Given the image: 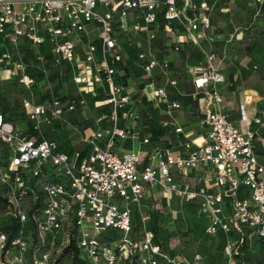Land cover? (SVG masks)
Wrapping results in <instances>:
<instances>
[{"label":"built area","instance_id":"1","mask_svg":"<svg viewBox=\"0 0 264 264\" xmlns=\"http://www.w3.org/2000/svg\"><path fill=\"white\" fill-rule=\"evenodd\" d=\"M262 3L248 0V5L256 7L257 18L264 20ZM160 17L168 30L181 29L167 53H179L190 41L203 54V61L189 68L195 127L200 130L196 133L193 127L179 124L171 110L183 104L172 97L168 86H155L150 80L143 93L168 102V119L161 125L178 135L174 140L152 142L135 127L139 114L118 40L123 34L130 39L133 31L151 32ZM210 27L209 14L195 0H0V79L8 74L29 89L34 78L26 72V63L11 61V53L2 48L5 42L38 46L46 42L53 58L71 64L74 86L94 96L103 94L104 98L94 99V105L108 107V112L94 119L96 127L85 139L89 150L82 154L63 151L50 138L22 131L5 119L0 103V143L8 150L0 158L4 161L0 162V186L6 187L0 191V207L8 209L24 228L27 209L23 206L36 199L31 178L44 195L40 211L32 215L35 241L26 229L9 238L0 228V264H51L53 251L69 244L73 228L77 247L92 264H181L154 241V232L146 227L147 214H141L142 229L133 228L132 209L140 211L146 193L156 188L185 200L197 198L199 212L208 219L205 231L223 235V250L230 258L244 242H264V163L255 152L258 131L250 127L244 104L240 109L245 128L223 109L219 86L226 77L215 64L217 52L202 46ZM137 55L145 59L148 79L157 65L166 67L171 61L169 56L159 63L154 56ZM176 83L169 80L171 86ZM22 96L25 112L36 127L49 111L59 114L62 110L58 100L35 102ZM253 123L264 126V108L256 112ZM121 139H139L149 147L143 152L119 150ZM197 139L202 144L197 145ZM107 229L117 230L118 239H102ZM192 258L189 264H201L199 252Z\"/></svg>","mask_w":264,"mask_h":264},{"label":"rangeland","instance_id":"2","mask_svg":"<svg viewBox=\"0 0 264 264\" xmlns=\"http://www.w3.org/2000/svg\"><path fill=\"white\" fill-rule=\"evenodd\" d=\"M195 1L202 12L209 14L214 34H220L221 40L214 42V49H224L234 58V64L231 66L226 62H221L228 80H231L234 75L232 69L236 65H240L242 59L246 58L245 55L251 57L250 63L257 64L256 70L263 71L264 21L257 18L256 7L252 9L247 7L248 0ZM262 5L264 6V3ZM151 33L154 35L153 37L150 36ZM174 38L173 30H168L162 21L154 26L151 32L133 31L130 40L126 34L120 37L126 47V61L130 62V76L136 81V84H130L129 90L132 92L136 89L134 99L140 90H137V87L143 88L145 83L150 80L155 86L166 85L170 89L172 97L183 104L181 108L171 110L172 114H184L191 118V116H196V113L192 109L185 108V104L190 101L187 94L189 91L187 87L191 84L189 68L191 65L203 61V54L199 47L190 42L188 45L185 44L184 49L166 67L157 65L150 72L152 79H148V74L143 68L145 59L130 58L127 54L129 50L133 49L148 56L153 55L161 63V58L165 53L164 49L169 47ZM5 45L2 50L6 49L11 53V61L21 60L27 63L26 72L34 78L33 85L28 89L16 82L15 78L9 77L8 74H1L0 102L7 120L13 122L24 132H30L35 136L42 134L44 137L51 138L63 151L73 153L76 148H81L80 146L76 147L72 141H79L80 145L84 146L87 133L95 126L94 119L105 113L104 108L106 107L94 105V99L99 97L80 92L73 85L71 79L73 73L71 64L66 60L53 58L47 46L13 42H5ZM175 54L174 51H171L170 56L173 57ZM170 79L177 81L175 86L169 84ZM148 89L150 90L151 86ZM22 92H32L36 100L39 101L47 99L52 103L58 100L62 110L59 114L49 111L41 118L40 127H36L35 122L30 120L25 112L20 96ZM139 94L143 113L140 115V111L136 109L138 106L135 104V111L139 114V117L135 118V127L146 131L152 140H165L172 134L169 126L161 125L162 121L168 119L167 110L170 109L168 102L150 99L145 96L142 89ZM79 99H83V103H77ZM12 101H14L13 105H11ZM70 103L75 104L73 109L68 108ZM179 121L184 123L185 120L180 118ZM132 142L134 150L140 151L139 139L120 140L121 147ZM195 143L200 145L202 140L197 139ZM6 151L5 145L0 143V155ZM5 190V186H0V191L5 192ZM146 198L145 205L141 209V214L148 215L146 226H150L153 221L157 222L168 254L176 262L189 264L193 259V253L197 251L202 256L201 264H240L237 257L230 258L223 250L221 234L210 235L205 231L197 198L186 201L183 197L173 193L169 194L168 191H163L160 188L147 192ZM23 207L27 209L28 205ZM7 210L3 206L0 207V225L4 228L7 227L6 224L13 216ZM141 214L140 223L142 224ZM21 228L22 224L20 223L18 234L21 232ZM62 251V248L53 251L52 260H55L53 264H67L70 261V251ZM243 252L246 257L245 264H264L263 241L257 242L251 248H245ZM84 257L85 254L80 250L76 262L92 264Z\"/></svg>","mask_w":264,"mask_h":264},{"label":"crops","instance_id":"3","mask_svg":"<svg viewBox=\"0 0 264 264\" xmlns=\"http://www.w3.org/2000/svg\"><path fill=\"white\" fill-rule=\"evenodd\" d=\"M88 28L90 29L91 26L88 25ZM212 28H213V24L211 23V27L206 30L208 39L206 38L203 40L202 46L205 49H211V50H215L217 52L215 64L219 67L220 71L226 77V81L223 84H220V86H219L220 92L223 95V102H222L223 109L228 114V117L236 125L245 128L246 126L241 122V109H240V105L244 104L245 114H246L248 120L250 121V127L253 128L254 130L258 131V134H257L256 139H255V152L258 156V159L264 163V126H257L253 123V117L255 116L256 112L258 110H260L261 108H264V70L261 72L256 70L255 68H257V64L252 63V62L250 63L251 57L248 55H245L246 58L242 59L239 66L234 65L236 68V69L235 68L232 69V71L234 72V75L232 76L231 80H228L226 71L223 69L221 62H226L229 64V66H231L234 64V58H232L230 56V54L227 53L224 49H221V50L220 49L219 50L214 49V42H216V41L218 42L219 40H221V38H219L220 34H214V32L212 31ZM175 32L180 33L181 29L180 28L175 29ZM174 40H175V38H174ZM118 41L120 42V44H121L120 46L122 47V51L124 53V56L126 57V49H125L126 47H125V45H123V42L120 38ZM189 42L190 41H186L183 44V47L185 44L188 45ZM183 47H182V49H184ZM166 48H168V47H166ZM166 48L164 49L165 53L161 59L169 56V59L172 61L173 58L178 53L175 54L174 56L172 55L173 57H171L170 56L171 53L170 54L167 53ZM128 53H129V51L127 52V54ZM135 53H141V52L135 51ZM146 56H148V55L146 54ZM151 56H153V55H151ZM151 56H148V57H151ZM190 76H191V74H190ZM130 78H131V83L136 84L135 79L132 76H130ZM190 81H191V84L187 87V88H189L188 89L189 91L187 93L188 95L194 92V86L192 83V76L190 77ZM157 86H159V85H157ZM135 92H136V89L134 91H132L133 94H135ZM25 94H26V96L30 97L35 102H42V100H40V101L36 100V98H35V96H33L32 92H30V94H28V93H25ZM191 102L188 101L185 104V108H187L188 110H190V109L193 110V108H195L196 103H191ZM136 109L138 111L139 107H137ZM174 115L176 116V119L179 122V124L184 125L186 128L193 127V130L196 133L200 130L198 127H195L196 122H197V116H194V117L191 116V118H190L184 114H174ZM180 118L185 120L184 123H181L179 121ZM103 124L105 125L106 122H103ZM94 127H96V124ZM94 127L91 128L90 132L92 131V129ZM170 129L172 131V134L170 136L166 137V139L170 138L171 140H174L178 137V135L173 132L171 127H170ZM90 132L87 133V136L90 134ZM37 137L49 139L48 137H44L42 134L38 135ZM84 141H85L84 146H81L79 141H72L76 147L77 146L81 147V148H76L75 150H80L82 154H86L87 151L89 150V146L86 143V140H84ZM133 146L134 145L132 142V143H128L124 147H121V143L119 141V144H117V149H119V150L130 149V148L134 149ZM148 147H149L148 145L142 143L139 140V150L141 152L145 151ZM58 148L60 149L59 145H58ZM199 173L200 172H198L196 174H199ZM200 183L204 184L206 182L201 180ZM200 215L203 218V222L207 223V220H208L207 217L203 216L201 213H200ZM253 246H255V244H253Z\"/></svg>","mask_w":264,"mask_h":264},{"label":"trees","instance_id":"4","mask_svg":"<svg viewBox=\"0 0 264 264\" xmlns=\"http://www.w3.org/2000/svg\"><path fill=\"white\" fill-rule=\"evenodd\" d=\"M246 6L247 7H250L251 9L254 8V7H252L251 5H248V4H246ZM262 11L264 12V9ZM161 21L163 22V19L160 17L159 18V22H161ZM41 45L47 46V48H48V45L46 44V42L42 43ZM48 51H49V48H48ZM49 53H50V51H49ZM128 54H129L130 58H137V57H139L137 55V53H135V50H133V49L129 50V53ZM50 55H51V53H50ZM26 65H27V63H26ZM119 65H121V64H119ZM122 67L126 70L127 75L128 74L130 75V72H129L130 62H127L125 60V63L122 65ZM141 89L143 90V88H141V86L140 87H137V90H139V91H138V94L134 98V104H136L139 107V111L141 113L140 115H142V113H143V106L141 104V98L139 97V95H140L139 93H141ZM22 95L25 96L26 95L25 92H22V94L20 93V96L21 97H23ZM97 97H99V98H96V99H102V98H104L103 94H99V95H97ZM189 99L192 101L191 94H189ZM7 100L10 101L8 98H7ZM44 100H46V99H44ZM44 100H42V101H44ZM191 101H189V102H191ZM192 102H194V101H192ZM13 104H14V101H12V104L11 105H13ZM104 107H106V108H104L105 109V113L108 112V107L107 106H104ZM1 111L3 112L2 107H1ZM3 114H4V112H3ZM4 116H5V114H4ZM5 119L7 120L6 117H5ZM142 133H145V134L149 135L146 131H142ZM149 137H150V140L152 142H155V141L160 140V139L152 140V138H151L150 135H149ZM117 144H119V142ZM7 154H8V150L6 152H4L2 155H0L1 156L0 158H5ZM0 162H1V164H4V161L3 160L0 161ZM29 183H30L31 188H33L35 190L36 199H35V202H33L27 208V210H26V212H27V220H26V222L24 224V228L22 227L21 230L26 229L28 231V233L30 234V238L32 239V242H33V241H35V239H34V237H35V231H34V223H33V219H32L33 217H32V215H33L34 212L40 211V209H41V207L43 205L44 195H43V193L40 190L37 189V186H35L34 178L33 179L31 178L30 181H29ZM1 197L2 196L0 194V202H1ZM5 199L6 198H4V200ZM146 199L147 198H145V200H144V205H145ZM186 201H190V200H186ZM140 214H141V209H140V211L138 209H136V208L132 209V224H133V228L135 230L142 229L141 228L142 227V224L140 223ZM19 224H20L19 220L16 217L12 216L10 222L6 224V226H7L6 228H4L2 225H0V227L5 232H7L9 234V238H12L15 235H18V232H19L18 231V226H19ZM205 224L206 223H204V228H205ZM146 227L149 228V229H151L154 232V241L157 244H159L162 247L163 250H165L166 252H168L167 249H166V246L164 245L163 237L159 233V226H158L157 222L156 221H153L150 226H146ZM73 233H74V236L70 239L69 244L62 248L63 251H70L69 252L70 253V261L67 264H78L76 262V259H77V255L80 252V250H79V248L77 247V244H76V238H75L76 230H75V228H73ZM219 234H221V233H219ZM101 237H102V239H106V240H116L119 237V232L117 230H115V229H107V230H105L102 233V236ZM222 237H223V235H222ZM223 241L224 240H222V248H223ZM259 241H261V240H259V239L255 240L254 241V244H256ZM251 247H253V245H250V243L247 244V243L244 242L242 244L241 248H240V252L238 254H236L234 257L235 258L237 257L240 260L239 261L240 263L243 262L245 264V258L246 257L243 255V253H244L243 250L245 248H251ZM84 258H86L87 261L90 262L89 258L86 255H85ZM54 262H55V260H53L51 262V264H53ZM127 264H137V263L134 262V261H132V262L127 263Z\"/></svg>","mask_w":264,"mask_h":264}]
</instances>
